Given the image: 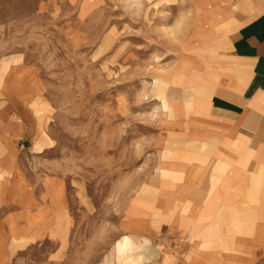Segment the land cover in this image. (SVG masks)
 <instances>
[{
  "label": "rangeland",
  "instance_id": "1",
  "mask_svg": "<svg viewBox=\"0 0 264 264\" xmlns=\"http://www.w3.org/2000/svg\"><path fill=\"white\" fill-rule=\"evenodd\" d=\"M260 8L259 0H0V77L22 65L41 85L28 102L40 142L22 155L33 187L22 192L33 240L22 242V264H163L151 236L163 228L133 224L128 211L132 201L146 205L169 156L164 141L176 133L164 114L180 92L196 93L212 45ZM49 176L59 190L47 186V195L66 208L44 235L48 216L30 208L46 199ZM125 235L131 245L120 252ZM262 249L243 261L264 264Z\"/></svg>",
  "mask_w": 264,
  "mask_h": 264
},
{
  "label": "crops",
  "instance_id": "2",
  "mask_svg": "<svg viewBox=\"0 0 264 264\" xmlns=\"http://www.w3.org/2000/svg\"><path fill=\"white\" fill-rule=\"evenodd\" d=\"M259 3L255 16L222 45H212L207 75L196 83V93L180 92L179 100L172 101L173 111L168 118L164 114L176 133L164 141L169 156L159 175L154 172L146 205L130 204L133 224L163 228L162 236L158 230L151 235L163 264H169L167 259L170 264H234L236 257L247 264L246 255L261 247L264 251V0ZM10 62L4 61L6 69ZM40 88L32 67L13 66L0 79V210L7 211L0 223L5 232L0 264H22V242H33L22 216L28 204L22 192L26 198L33 190L22 155L40 142L42 128L28 109ZM29 137L31 146L25 141ZM58 182L46 177V199H31L30 211L48 216L44 235L61 222L66 208L46 193L47 186L59 190ZM59 198L64 204L63 194ZM119 242L124 252L131 237Z\"/></svg>",
  "mask_w": 264,
  "mask_h": 264
}]
</instances>
